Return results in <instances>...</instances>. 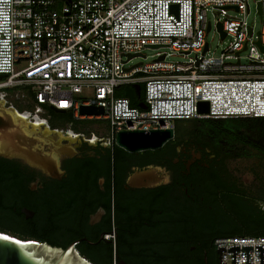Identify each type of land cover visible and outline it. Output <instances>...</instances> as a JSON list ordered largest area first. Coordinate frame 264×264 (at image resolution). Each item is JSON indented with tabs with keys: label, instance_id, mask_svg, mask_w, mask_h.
<instances>
[{
	"label": "built area",
	"instance_id": "1",
	"mask_svg": "<svg viewBox=\"0 0 264 264\" xmlns=\"http://www.w3.org/2000/svg\"><path fill=\"white\" fill-rule=\"evenodd\" d=\"M259 2L263 27L255 39L245 17L229 14L249 13L248 0H0V90L31 88L37 102L32 113L39 118L57 108L76 119L106 121L113 143L123 129L169 128L177 119L264 116V51L257 44L260 39L264 45V0ZM210 6L224 16L231 38L218 57L207 54L209 47L203 53ZM148 44H169L195 57L173 62L158 52L151 62L127 67V55L143 53ZM141 83L146 109L115 97L117 86ZM201 101L209 102L208 113L200 112ZM81 105L104 112L82 114ZM247 244H253L249 264H260L256 244H264V236L215 239L217 249L225 246L222 264H233L232 245H239L236 264H246Z\"/></svg>",
	"mask_w": 264,
	"mask_h": 264
},
{
	"label": "flooded vegetation",
	"instance_id": "2",
	"mask_svg": "<svg viewBox=\"0 0 264 264\" xmlns=\"http://www.w3.org/2000/svg\"><path fill=\"white\" fill-rule=\"evenodd\" d=\"M21 96L26 94L0 90V187L4 184L5 172L16 171L23 166L35 174L31 182L33 190L43 189L47 184L51 191L59 188L64 191L72 185L67 179L69 171L75 169L78 162H91L97 171L104 174L98 175L96 185L88 180L81 183L84 212L81 227L84 233L98 235L99 238L110 235L109 239L116 243L117 235L127 230L144 239L146 229L153 222L163 220L178 235L182 216L188 217L192 222L183 229V234L199 238L197 245L202 248L204 264H220V254L212 245V236L234 231L247 232L251 228L239 222L258 217L264 209V191L257 168L246 167L241 163L243 158H231L220 137L201 133L199 127L203 123L199 120L181 123L175 128V137L160 149L125 150L126 153L116 157V143L109 139L107 122L102 123L104 127L98 123L75 127L56 115L65 113L56 112L50 118L37 119V122L41 124L40 129L51 131L50 149L60 160V177L24 165L20 158V116L27 114L33 123L36 116L32 113L34 110L27 108L28 101ZM7 133L13 138H8ZM116 163L124 189L120 201L132 200L136 203V218H133L135 223L132 225H125L123 220L127 219L123 215L116 222L115 187L106 174L110 165L114 179ZM162 187H166L167 191L164 192ZM156 200L160 203L159 208H151L150 203ZM100 210L104 213L100 219L94 220L93 215ZM198 218L207 219L208 236L197 234L205 232V228L196 225ZM230 221L236 222V230L232 229L233 226L228 227ZM195 248L196 245L191 246L192 250Z\"/></svg>",
	"mask_w": 264,
	"mask_h": 264
},
{
	"label": "trees",
	"instance_id": "3",
	"mask_svg": "<svg viewBox=\"0 0 264 264\" xmlns=\"http://www.w3.org/2000/svg\"><path fill=\"white\" fill-rule=\"evenodd\" d=\"M3 75H0L2 78ZM142 91L139 94L132 84H121L115 89V97H126L131 105L138 107L139 103L145 101V86L141 83ZM10 91L21 92V96L28 101L31 110L36 108L35 94L29 87L9 89ZM24 110V109H23ZM56 112L48 108L43 117L50 118ZM72 123L75 127H87L93 123L106 122L95 119H76L71 112L56 114ZM199 120L203 123L199 127L201 133L216 134L222 139L223 148L228 150L230 157L251 158L253 149L257 150L259 162L261 187L264 191V116L258 117H234V118H204V119H177L174 126L178 128L183 122L192 123ZM108 123V122H107ZM109 126V124H107ZM126 151L115 144V154L119 157ZM153 154V151H150ZM87 171V174L85 173ZM110 165L107 169L108 181L114 183L116 193V215L119 222L121 216L125 225L135 223L134 210L135 202L132 200L121 202L124 194L122 179L119 173V165H115L114 179L111 177ZM104 172H99L91 162H78L75 169L69 171L67 177L71 187L67 190L62 188L51 191L47 184L43 189L33 190L31 182L35 179L34 172L27 167H18L16 171L5 172L4 184L0 187V231L10 233L22 240H37L48 242L54 246L66 247L71 242L81 240L77 243L79 252L96 264H118L124 258L126 264H204L203 251L197 245L198 237L195 235H184L185 229L192 220L182 216L180 234L177 235L174 228H169L163 220L153 222V225L146 229L144 239L127 230L117 235V241H99L98 235L84 233L81 222L84 216L81 198V183L84 180L96 185L97 177ZM164 192L166 187H162ZM162 191V190H161ZM151 208H159L158 200L150 203ZM32 209L35 214L27 218L22 208ZM109 222L112 224L109 216ZM196 225L205 228V232H196L208 236V221L205 218H198ZM242 223L250 227L247 232L234 231L231 233L212 236V245L216 248L215 239L222 236H264V209L254 219H244ZM182 225V229H181ZM233 226V227H232ZM228 227L238 228L236 222H228ZM135 228V227H134ZM234 229V230H236ZM136 233V232H135ZM203 238V237H202ZM112 239V238H111ZM93 242H89V241ZM192 245H196L194 250ZM119 254V257H117Z\"/></svg>",
	"mask_w": 264,
	"mask_h": 264
},
{
	"label": "water",
	"instance_id": "4",
	"mask_svg": "<svg viewBox=\"0 0 264 264\" xmlns=\"http://www.w3.org/2000/svg\"><path fill=\"white\" fill-rule=\"evenodd\" d=\"M258 10L262 16V5L258 2ZM218 31L221 38L226 37V32L223 30L222 22L217 23ZM211 29V23L208 25V31ZM252 30H249L251 33ZM260 32H258L259 34ZM257 44L261 50L264 51V45L261 40H257ZM169 46V44H148L146 47L160 48ZM207 43L203 53L208 50ZM137 56L146 57L144 53H132L127 55L129 59ZM164 54L160 59L164 58ZM142 62L138 63L141 64ZM130 69V68H127ZM134 88L140 94L142 91L141 84H134ZM199 110L202 113L209 112V102L201 101L198 104ZM139 107L146 109L147 104L142 101ZM55 112L65 113V109L53 108ZM80 112L82 114H100L104 112L101 106H85L81 105ZM21 135H20V158L24 165L33 169L39 170L47 175H54L60 177V160L56 157L50 147V130L48 128L40 129L41 124L37 122L39 117H36L34 123L29 119L27 114H21ZM37 123V124H36ZM31 124V127H30ZM40 130H37V129ZM175 126L169 128H157L150 131L144 130H126L118 131L115 138V143L122 149L128 152H137L143 150H157L162 148L168 141L175 137ZM7 137L12 139L13 135L7 133ZM19 138V137H18ZM148 172V171H147ZM33 189V188H32ZM22 212L27 218L34 216L35 212L27 207L22 208ZM103 210L98 211L93 215L94 220L101 218ZM87 240V238H82ZM82 239L71 242L68 246L60 247L54 246L48 242H41L37 240H22L10 233L0 231V264H96L89 258L83 256L77 249V243ZM111 241L104 235H101L99 241ZM89 241V240H88ZM91 242V241H89ZM93 243V242H91ZM253 249V244L242 245V250H246V264H249V250ZM256 249L260 253V264H264V244H256ZM229 250L233 251V264H236V250H239V245L229 246ZM222 251L225 246H218L217 252L220 254V264H222ZM118 264H125V261H119Z\"/></svg>",
	"mask_w": 264,
	"mask_h": 264
},
{
	"label": "rangeland",
	"instance_id": "5",
	"mask_svg": "<svg viewBox=\"0 0 264 264\" xmlns=\"http://www.w3.org/2000/svg\"><path fill=\"white\" fill-rule=\"evenodd\" d=\"M259 1L260 0H248L249 6H250V12L246 14H243L242 12L236 11V10H229V14L232 16L246 18L248 24L253 26L255 29V32H254L255 39L258 38V32H260L263 27V18L258 10ZM207 16H208V20H210L211 22V30L208 32L207 37H206L207 42L209 44V50L207 54L210 56L213 55V56L218 57L228 47L231 38L230 36H227L224 39H222L221 34L218 31L217 23L219 20L220 21L223 20L224 18L223 15L217 14L214 8L210 6L207 10ZM158 52L168 53L166 60L173 61V62H186V61H189L191 57H195L194 52L189 56H185L184 54H180L179 52L175 51L170 46H165V47H160V48L146 47L143 50V53L146 54L147 57H142V56L134 57L126 64V66L130 67L140 62H143V63L151 62L152 60L156 58ZM247 54H248V50H245L243 52V55H244L243 62L244 63L248 62V58L246 57ZM102 123L104 122H99L98 125H100L101 127L102 126L104 127ZM91 125L95 126L97 124H91ZM258 157L259 156L257 154V150L253 149L252 157L243 159L241 163L244 164L246 167H256L257 170L259 171V166H258L259 158ZM260 174L261 176L263 175V173H260Z\"/></svg>",
	"mask_w": 264,
	"mask_h": 264
}]
</instances>
